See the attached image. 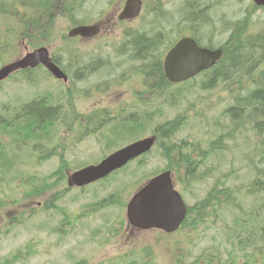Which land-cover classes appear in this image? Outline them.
<instances>
[{"label": "rangeland", "instance_id": "rangeland-1", "mask_svg": "<svg viewBox=\"0 0 264 264\" xmlns=\"http://www.w3.org/2000/svg\"><path fill=\"white\" fill-rule=\"evenodd\" d=\"M19 1L17 0L18 3ZM123 2L124 0H87L81 7V18H92V22L103 21L105 24L98 38L64 42L62 36L67 35L71 22L62 13H58L55 14V37L51 41L25 39V44L23 41L18 43L17 54L24 56L26 49L31 50L29 47L34 44L49 46L53 40L56 41V56L69 74H75V78L80 80V83H76L79 95L76 101L71 100L70 106L78 109L82 115L93 114L87 111L95 108L116 110L111 116L104 118L102 125L106 127L100 134L88 137L79 144L72 142L74 129L68 130V134L61 140V132L59 133L53 145L56 147L61 142L66 149L68 168L78 169L97 163L114 152L116 147L113 144L102 143L103 137L109 135L108 129L113 125H122L132 122L133 119L144 121V126L134 131H142L143 135L139 136L143 138L151 135L159 123L163 124L181 115L185 125L174 138L176 143L186 140L208 149L211 142L220 135H225L224 149L213 154L200 167V171L205 172L201 182L187 185L186 193H183L181 183L177 182V189L183 194L187 205L192 207L198 200L203 199L213 184L221 180L227 182L232 192L243 194L239 205L260 204L249 195L248 186L256 178L252 166L264 165V137H258L251 124L233 129L232 121L236 118L239 120L241 111L227 113V109L235 104V98L239 100L242 108L244 99L249 98L252 91L259 87L264 88V65L249 78L246 73L248 67L244 70L240 67L247 66L245 62L242 63L243 58H239L240 62L227 61L226 68L233 69L229 76L236 83L223 82L214 90L204 92L201 91V86L206 78L200 76L186 86L172 88L170 92H174V97H152L143 78L136 75L138 66L143 62L128 59L130 49L121 38L124 30L148 29L151 32L160 31L158 33L163 34L162 43L165 41L166 44L168 39H176L179 32L191 33L192 27L203 43L220 46L231 34L227 29L230 22L249 19V34L263 33L264 10L255 8L252 0H144L145 8L140 19L132 24L119 25L115 18ZM158 6L165 10L163 17L156 14ZM186 10L196 11L209 21L191 24L185 18ZM199 10H203L202 13ZM0 16L2 19L6 18L3 14ZM111 20H115V23H111ZM12 22L10 29L14 30L17 25L15 32L18 35L23 27L19 21ZM21 34L22 32L21 37H26ZM75 46L84 53L77 54L74 49L68 55L62 53ZM16 49L15 46L3 56L0 68L5 61L13 58ZM73 55L78 57L72 59ZM150 55L155 57L153 52ZM147 63L148 61L145 62ZM31 77L37 82L34 86L24 82L22 77H16L0 88V121L5 115L10 117L15 109L42 94L57 96L60 98L59 102L66 104L62 98L67 86L48 78L43 70L33 72ZM95 92H100V95H94ZM49 104L50 101L46 103V108ZM61 108L68 106L66 104ZM242 109L243 116L250 112ZM147 110L153 114L162 111V114L154 115L148 120ZM108 118L113 119L109 121ZM132 142L124 143L120 147ZM32 144H23L20 141L13 144V140L8 139V144L4 148L0 147L3 151L0 158V208L4 204L10 206L12 202H18L21 194H28V190L22 192L23 187L33 178L37 180L39 189H48L47 193L33 199L44 202L46 208L40 209L41 212L35 216L21 219L16 227L8 229H4L8 217H18L23 210L9 211V216L7 211H0V263L10 257L13 264H176L179 259L183 263L185 261V264H192L205 255L230 253L226 226L230 224L233 213L229 211L222 213L220 217H214L211 209L204 217V224L197 226L196 230L193 231L190 226L185 227L180 234L176 233L170 238L163 237L160 232H131L126 228L124 207L111 206L93 211L92 206L111 193L121 192L123 201L127 202L131 191L142 181L165 170L168 162L160 148H154L143 165L135 162L126 172H120L108 182L95 184L83 191H70L61 196L63 184L60 185L57 178L43 181L57 170V162L37 163L36 159L45 155L38 154L40 150L37 148L32 153ZM39 145L43 146L45 152L50 151V146L44 143ZM191 171L194 172L195 169L192 168ZM183 173L184 170L179 172L181 179ZM240 186L245 189L241 190ZM64 187L66 189L65 185ZM257 196L264 197V192ZM193 216L190 222L193 221ZM241 233L243 238L244 233ZM229 237L237 235L232 232ZM186 242H190L191 247L181 252L185 249L181 246ZM248 243H252V240L248 239ZM237 253L257 254L264 259V246L261 245L256 251L247 246V251ZM16 255L20 256V261H16Z\"/></svg>", "mask_w": 264, "mask_h": 264}, {"label": "trees", "instance_id": "trees-1", "mask_svg": "<svg viewBox=\"0 0 264 264\" xmlns=\"http://www.w3.org/2000/svg\"><path fill=\"white\" fill-rule=\"evenodd\" d=\"M55 1L56 0H40L41 8L50 9L55 6ZM86 1L87 0H73V5L65 7L67 17L72 23H78L82 21L81 24H83V21L85 19L80 17V9L81 7H83ZM0 4L1 10L3 8H5V10H12L15 13V17L20 16L17 7H15L14 5L8 8L6 6L7 3L5 2V0H2ZM37 6H39V4ZM32 9L34 10V6H32ZM202 11L199 10V12L201 13ZM51 16L53 17V14ZM185 18L191 24H201L203 22H206V20L203 21L204 17L201 16L200 13L193 10H190V12L186 10ZM33 19L34 18H24L22 19V22ZM34 22L40 24L38 20H35ZM44 25L40 24L42 33L51 38L53 36V31H43ZM248 26V22L245 20L239 23H235L231 27V35L228 41L222 46L225 52L224 58L216 68L210 71L207 80L202 83V90H211L220 83L235 81L232 77L229 76V72L233 71V69L228 70L226 68L227 61L234 63L237 60L239 61V58H243L244 60L242 61V63L245 62L244 64H247V66L245 65L246 67H244L240 65V67H242V70L248 67L246 71H249L250 75H253L254 72H256V70L259 68L258 66L264 65V42H262V38L259 35H249ZM158 32L160 31L154 30L153 32H151L148 29L129 30V33H126L125 31L122 35L124 43L126 41L127 45L129 46L131 61H140L141 63L143 62L140 65L136 74L139 73L143 77L145 85L148 87V93H155V96H161L167 93L168 89L171 88L163 72L161 55L156 57V54L160 51L161 47L165 45V41L162 43L163 34ZM195 33V30H192L191 34ZM184 36L187 35L183 34L180 36V38ZM170 44L171 42L166 44L164 48H167ZM209 47L211 46L209 45ZM152 52L155 53V57L150 55L152 57V59L150 60L151 57L149 56V54H152ZM259 53L260 56H257ZM147 61L148 63L145 64V62ZM58 64L60 65L61 63ZM239 71L240 70H238V73ZM27 80L31 82V85L36 84V81L31 76H28ZM251 93L252 94L249 96V98L244 99V104L242 106V108H244L246 111L250 110V112L245 116H243L242 114L243 109L238 103L239 100L235 99L236 103L234 107L230 110V113L241 111V116L239 120H237L236 118L233 122V129L243 127L242 125L245 124H251L259 131L260 134H263L264 88L259 87ZM53 98H55V96L50 95L48 96V98L40 101L39 103H34L32 105H26L23 107L24 109L22 110V118L24 125L22 129L25 131L27 141H34L37 144L44 143L45 145H50L53 142L52 133L54 131L56 120L60 119L63 113L60 109L56 107H54L57 109L55 110L53 106H49L48 108H46V103ZM67 98L73 99L71 90H68ZM67 106L68 108H64V111L68 113L67 119L65 117L62 118L60 124L64 127H71L72 125H76L80 128L78 132H80L82 129H86L85 125H88L90 119L83 118L82 121L81 119H79V116H76L74 108L70 105ZM183 123V119L181 117H178L177 119L167 122L157 128V132L160 134L161 139H165L170 142H168L167 144H161V148L167 157L183 159L192 164H195L197 161L194 158L195 155H198V157L201 158L203 155L212 154L217 152L218 150L224 149V145L222 144L224 136H221L217 141L213 142L207 151L202 150L199 146L190 145L187 142H182L180 145L172 143V138L181 129ZM253 123H255L256 125H254ZM35 126H37V128L40 130L36 131ZM113 126H115L114 129L108 131L110 136L118 138L122 135L125 137L132 135L135 130L140 127H143L144 121L139 122L138 120H134V122L130 121L123 123L122 125L116 124ZM39 131H42V133H40ZM86 131L82 132V136H84V133ZM15 136L17 135L15 134ZM184 151H187V153H184ZM190 171L191 170H189V173ZM191 173L194 172L191 171ZM250 189L252 192L264 191V169L258 170V178L252 183ZM233 199L234 196L231 194L229 189L215 188L209 193L208 197L203 201V203L199 207L194 208L192 210L195 212V216L198 219L204 221V217L207 215V213H209L211 209L213 214L215 213L212 208L214 206L226 205L231 207H237L238 204ZM239 221L240 219H236L235 224H237ZM234 233L239 239L243 235L239 231H234ZM229 238L231 239V237ZM15 259L16 261L21 260L20 256L17 255L15 256ZM6 264H10V262L6 261ZM230 264L237 263L236 261H233ZM254 264H258V262H255Z\"/></svg>", "mask_w": 264, "mask_h": 264}, {"label": "water", "instance_id": "water-1", "mask_svg": "<svg viewBox=\"0 0 264 264\" xmlns=\"http://www.w3.org/2000/svg\"><path fill=\"white\" fill-rule=\"evenodd\" d=\"M264 5V0H255ZM141 3L138 0H128L120 20L134 18L139 14ZM99 33L96 27H80L70 32V36L80 35L91 38ZM48 51L40 49L24 59L4 67L0 71V82L12 73L39 64L47 66L58 79L68 80L67 76L50 63ZM223 55L222 50L212 51L200 48L191 38L182 39L166 56L165 74L172 83L186 81L201 71L214 66ZM154 139L140 141L108 158L98 167H91L73 174L70 185L82 187L108 175L113 170L122 167L129 160L149 151ZM186 215L185 207L179 195L173 190L171 174L160 175L141 189L131 201L128 208L130 222L142 229L152 227L162 228L172 232L178 228Z\"/></svg>", "mask_w": 264, "mask_h": 264}]
</instances>
